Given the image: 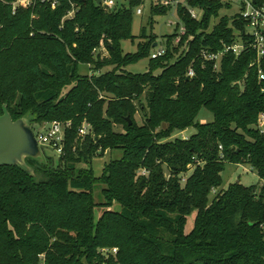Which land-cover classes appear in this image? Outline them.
<instances>
[{
  "label": "trees",
  "instance_id": "16d2710c",
  "mask_svg": "<svg viewBox=\"0 0 264 264\" xmlns=\"http://www.w3.org/2000/svg\"><path fill=\"white\" fill-rule=\"evenodd\" d=\"M13 1L0 0V116L6 106L14 121L71 127L57 162L27 159L34 175L0 168V264H40L42 255L44 264H264V57L247 47L216 70L202 55L250 42L241 14L220 17L231 10L221 0H185L165 55L152 59L158 38L145 28L136 52L122 47L136 40L141 0L110 11L97 0L56 9L39 0L15 13ZM170 10L151 6L155 16ZM145 59L147 72L126 70ZM203 109L212 122H197ZM83 123L92 132L80 138ZM189 128L196 133L172 139ZM116 150L123 156L96 177L94 159ZM227 164L249 165L261 187L222 189ZM102 248H117L116 260Z\"/></svg>",
  "mask_w": 264,
  "mask_h": 264
},
{
  "label": "rangeland",
  "instance_id": "374dc122",
  "mask_svg": "<svg viewBox=\"0 0 264 264\" xmlns=\"http://www.w3.org/2000/svg\"><path fill=\"white\" fill-rule=\"evenodd\" d=\"M119 5H123L125 7H129V0H115ZM159 0H147L143 4V14L141 16L136 14V9L133 11V25H132V33L136 37L134 43L131 41H124L122 43V47L125 53H134L137 51V45L141 42L140 36L142 33L143 28L146 29L147 35H156L158 38L157 47H165L166 43V36H170L174 33L177 24L180 23V20L177 16L176 7L172 6L171 10L167 15H152L151 6L152 3L156 5ZM176 2L186 5L185 0H175ZM240 11V2L239 1H232L231 10L223 9L220 13V17L223 16H233L238 14ZM197 16L200 18L201 13L200 11L196 10ZM219 19L216 20L218 22ZM177 44V41H176ZM156 47V48H157ZM154 48V49H156ZM149 60L145 59L140 61L137 64L131 65L127 67V71L133 74H142L147 72ZM110 70V69H109ZM82 74L88 73L87 67H81ZM141 121L140 117L137 118ZM214 120L213 114L203 109L200 114L198 115L197 122L204 124L210 123ZM33 129L36 133H38L40 129V125L33 124ZM120 128H117L119 130ZM196 133L195 128H189L184 132H176L172 139L181 138L186 139ZM45 158H53L55 162L59 159V154L57 151L51 147L43 148ZM123 156L122 151L116 150L112 153H107L101 158H96L93 161V171L96 177H100L103 173L105 165L108 164L112 160L120 159ZM223 185L222 189H227L231 184L240 183L245 187H261V181L256 172L249 166V165H234V164H227L225 167L224 172L222 173ZM101 187L96 189L95 191V200L98 204L102 203L101 197ZM113 211L120 212L121 206L119 204H115L114 207L111 209ZM105 211L102 207H97L95 210V218L96 221L101 217L103 212ZM194 225V216L189 218L187 230H191Z\"/></svg>",
  "mask_w": 264,
  "mask_h": 264
},
{
  "label": "built area",
  "instance_id": "2783aa9c",
  "mask_svg": "<svg viewBox=\"0 0 264 264\" xmlns=\"http://www.w3.org/2000/svg\"><path fill=\"white\" fill-rule=\"evenodd\" d=\"M39 0H14L11 3L12 11L15 13L19 8H30L33 7L36 2ZM42 3L48 4L52 9H56L63 0H40ZM101 5L106 11L113 10L118 6V3L115 0H101ZM147 0H141V4L136 9V14L141 16L143 14V4ZM223 3L232 4L234 0H221ZM240 2V11L242 18L247 22L248 33L250 35V42L239 41L230 46H224V49L218 53H213L209 51L203 52V58L206 61L214 62L215 69H219L220 61L222 57L226 53H233L236 57L240 56V54L248 47L257 52L258 62L261 58L264 57V2L260 4H256L255 0H235ZM157 5L161 7H172L176 8L180 3L175 0H159ZM190 14L193 18H198L196 10L189 9ZM76 13V6L72 4L71 11L68 12L66 18L72 19L74 18ZM184 28H181L180 34H184ZM179 39L177 40V43ZM166 53L165 47H157L152 51L151 58L157 59L164 56ZM190 77L194 76V72L192 70L189 71L188 74ZM260 80H264L263 70H259ZM71 127V122L63 123L59 121H54L51 123H44L40 125V131L35 134V138L38 142L39 147L44 150L45 147H51L57 151L59 156L64 154V145L66 139V131ZM258 129L262 134H264V115L262 114L259 118ZM91 127L88 123H83V125L78 130V136L80 138H85L91 133ZM220 149H222L220 147ZM100 255L105 259H114L118 255L117 248H102L100 250ZM44 255L40 257V264H44Z\"/></svg>",
  "mask_w": 264,
  "mask_h": 264
},
{
  "label": "water",
  "instance_id": "95a60500",
  "mask_svg": "<svg viewBox=\"0 0 264 264\" xmlns=\"http://www.w3.org/2000/svg\"><path fill=\"white\" fill-rule=\"evenodd\" d=\"M101 0L97 4L101 5ZM157 44L154 45V48ZM33 159L43 164L44 151L35 138L33 123L28 118L14 121L6 106L0 116V168L3 166L21 167L34 175V169L26 160Z\"/></svg>",
  "mask_w": 264,
  "mask_h": 264
}]
</instances>
